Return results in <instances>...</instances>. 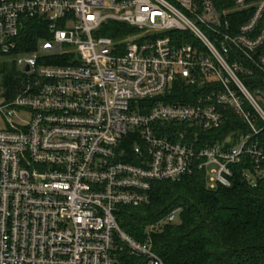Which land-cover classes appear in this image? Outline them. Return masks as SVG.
Instances as JSON below:
<instances>
[{"label": "built area", "instance_id": "obj_1", "mask_svg": "<svg viewBox=\"0 0 264 264\" xmlns=\"http://www.w3.org/2000/svg\"><path fill=\"white\" fill-rule=\"evenodd\" d=\"M35 17L49 38L18 58L27 76L0 104V264H166L115 211L148 204L156 181L197 170L229 186L231 164L264 159V106L242 78L264 81V0H0V50ZM109 21L136 31L115 40ZM178 85L190 102L167 101ZM230 113L250 129L236 145L182 141Z\"/></svg>", "mask_w": 264, "mask_h": 264}, {"label": "trees", "instance_id": "obj_2", "mask_svg": "<svg viewBox=\"0 0 264 264\" xmlns=\"http://www.w3.org/2000/svg\"><path fill=\"white\" fill-rule=\"evenodd\" d=\"M214 2L222 9L229 6L231 0ZM38 21L37 17L25 21L16 37L18 51L35 49L39 40L49 38L47 28ZM135 31L133 26L109 21L100 33L121 40ZM55 61L66 63L67 58ZM11 78L12 97L23 80ZM242 78L264 106L262 75L252 68V73ZM188 93L190 90L178 85L167 101L190 102ZM256 126L261 130L254 139L264 153V123L257 118ZM191 131L182 141L195 145L224 143L225 147H232L238 143L239 134L248 133L250 129L230 113L221 127L194 131L199 135L197 140H192ZM227 135L230 139L225 142ZM230 169V185L214 189L206 185L203 173L197 170L178 182L156 181L150 202L119 206L115 211L117 222L138 241L150 236L155 252L166 264H264V159L256 165L251 155L245 154L241 162L231 164ZM245 172L254 176L255 186L246 179ZM175 207L180 208L178 220L166 222L165 216Z\"/></svg>", "mask_w": 264, "mask_h": 264}, {"label": "rangeland", "instance_id": "obj_3", "mask_svg": "<svg viewBox=\"0 0 264 264\" xmlns=\"http://www.w3.org/2000/svg\"><path fill=\"white\" fill-rule=\"evenodd\" d=\"M33 53L31 51H18L11 50L7 53H4L0 50V89L6 91V94L0 96V104L6 103L10 100L11 95V77L20 79L27 76L24 72V66H20L17 64L18 58H25L28 56H32ZM26 117V116H24ZM178 220V216L176 221Z\"/></svg>", "mask_w": 264, "mask_h": 264}, {"label": "water", "instance_id": "obj_4", "mask_svg": "<svg viewBox=\"0 0 264 264\" xmlns=\"http://www.w3.org/2000/svg\"><path fill=\"white\" fill-rule=\"evenodd\" d=\"M26 70H28V69L26 68Z\"/></svg>", "mask_w": 264, "mask_h": 264}]
</instances>
